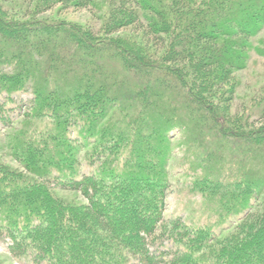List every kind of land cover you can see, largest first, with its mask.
Listing matches in <instances>:
<instances>
[{
  "label": "trees",
  "instance_id": "obj_1",
  "mask_svg": "<svg viewBox=\"0 0 264 264\" xmlns=\"http://www.w3.org/2000/svg\"><path fill=\"white\" fill-rule=\"evenodd\" d=\"M26 1L17 12L30 6L32 16L95 3ZM114 6L99 36L15 19L0 2V96L27 92L28 123L46 119L39 129L28 125L33 135L27 126L10 141L25 171L0 159V236L8 252L37 264H264V126L249 127L257 112L264 116V90L237 117L220 106L234 99L233 74L246 66L251 39L264 26V0ZM127 27L144 35V47L108 37ZM172 130L198 150L197 171L207 174L197 183L219 198L220 209L233 215L256 198L260 213L245 215L222 238L212 226L170 221L156 236L173 243L162 257L147 241L162 223ZM90 144V163L98 162L84 175L78 156ZM203 247L206 255L196 253Z\"/></svg>",
  "mask_w": 264,
  "mask_h": 264
},
{
  "label": "rangeland",
  "instance_id": "obj_2",
  "mask_svg": "<svg viewBox=\"0 0 264 264\" xmlns=\"http://www.w3.org/2000/svg\"><path fill=\"white\" fill-rule=\"evenodd\" d=\"M5 7H11L14 11L15 19L29 20L31 18L41 19L44 21H55L73 26H78L87 29L95 35L103 34V23L107 18L110 10L115 8L116 0H95L94 5L89 9L75 10L72 8H62L60 5H55L53 8L44 11L38 15L32 16L31 7L29 6L28 14L26 8L17 12L18 3H30L26 0H0ZM22 15V16H20ZM144 35L136 31L134 28H123L108 37H120L131 42L143 45ZM252 48L249 51V57L246 66L234 72L235 95L232 102L220 105L223 111L228 112L230 116L237 117L242 114L243 105L246 102H251L250 97L256 93V101L258 93L264 90V26L258 34L251 39ZM162 47V46H161ZM159 49V48H158ZM162 51V48H160ZM159 51V50H158ZM2 96H5L2 94ZM31 95L27 92L16 91L8 100L0 96V159L3 163L12 168L22 170L19 161L13 158L9 144L11 139L17 132H22L24 127L28 125L33 129H39L46 119H31L28 123L26 119L30 112ZM229 105V106H228ZM253 121L249 127L264 126V116L257 112L253 117ZM29 135H33L30 129ZM171 136V149L166 160V170L168 172L167 185L162 190V223L149 237L148 248L151 254L155 256L168 257L173 246L172 241L167 236H157L170 221L180 219L182 222L194 226H212L214 234L222 238L228 233H233L236 226L240 223L245 215H255L260 213V208L256 203V198L250 199L248 204L244 206L239 213H234L220 209L219 198L216 197L210 190L203 189L197 183L199 178L206 171H197L196 153L198 150L194 147H188L185 143V135L172 130L169 133ZM75 137V135H74ZM75 139V138H74ZM239 139H234V144ZM75 141H79L76 139ZM94 147L90 144L84 147L79 152L78 161L81 173L88 174L97 162L91 164V149ZM207 156H205V159ZM95 164V165H94ZM226 169L229 166L226 164ZM198 168V169H197ZM200 170V169H199ZM25 171V170H22ZM51 179L53 177H50ZM208 178L207 180H211ZM57 193L79 201H85L80 193L69 190H62L52 185ZM210 189V188H209ZM76 196V197H73ZM228 212V213H227ZM8 239L0 236V264H37L31 263L29 258L20 254H12L8 252ZM210 246H208L209 248ZM208 248H201L196 253L207 254ZM162 254V255H161Z\"/></svg>",
  "mask_w": 264,
  "mask_h": 264
}]
</instances>
